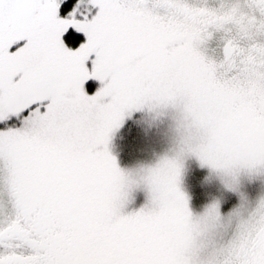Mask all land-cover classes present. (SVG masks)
I'll return each instance as SVG.
<instances>
[{
    "label": "snow or ice",
    "instance_id": "obj_1",
    "mask_svg": "<svg viewBox=\"0 0 264 264\" xmlns=\"http://www.w3.org/2000/svg\"><path fill=\"white\" fill-rule=\"evenodd\" d=\"M0 264H264V0H0Z\"/></svg>",
    "mask_w": 264,
    "mask_h": 264
}]
</instances>
